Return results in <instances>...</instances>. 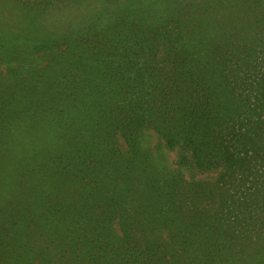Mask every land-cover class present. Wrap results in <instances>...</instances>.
I'll use <instances>...</instances> for the list:
<instances>
[{"label":"trees","instance_id":"obj_1","mask_svg":"<svg viewBox=\"0 0 264 264\" xmlns=\"http://www.w3.org/2000/svg\"><path fill=\"white\" fill-rule=\"evenodd\" d=\"M40 1L0 0V264H264V0Z\"/></svg>","mask_w":264,"mask_h":264},{"label":"rangeland","instance_id":"obj_2","mask_svg":"<svg viewBox=\"0 0 264 264\" xmlns=\"http://www.w3.org/2000/svg\"><path fill=\"white\" fill-rule=\"evenodd\" d=\"M65 3L66 2H59V3L54 2V3L49 4V8L50 9L55 8V7L61 8L63 5L71 4V3H67V4H65ZM32 4H33V8H35V13L33 11L34 15L38 18H41L42 17V2L40 0H31L30 5H32ZM30 13H31V11H30ZM92 14H94V13H92ZM92 14H90V13H87L86 15L82 14L77 19H78L79 23H83L84 21H88L93 16ZM3 18H4V16H3ZM37 24H40V25H38V27H40V28H35L32 30V33H31V35H32L31 39L32 40L31 41L46 42L49 38L56 37L55 33L51 34V32L49 30L47 32L44 31L41 28V23L39 21L37 22ZM1 72H3V70L0 71V80L4 79L3 73H1ZM12 164L15 165V162H14V159L11 158L10 153L0 150V191L3 188H6L8 185L7 184L9 181L8 178L12 175L9 173ZM0 198L2 200V198H4V197L0 196Z\"/></svg>","mask_w":264,"mask_h":264}]
</instances>
